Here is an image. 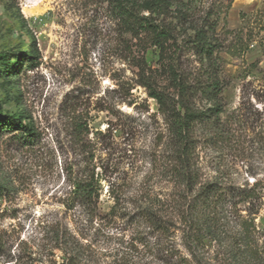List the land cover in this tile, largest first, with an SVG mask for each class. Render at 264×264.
I'll list each match as a JSON object with an SVG mask.
<instances>
[{
  "label": "rangeland",
  "instance_id": "rangeland-1",
  "mask_svg": "<svg viewBox=\"0 0 264 264\" xmlns=\"http://www.w3.org/2000/svg\"><path fill=\"white\" fill-rule=\"evenodd\" d=\"M217 32L222 111L193 127L186 187L140 82L147 59L151 81L171 86L155 49L120 34L103 0H0V117L25 128H0V264H247L255 250L264 258V0H232ZM181 55L194 84L204 68ZM191 100L214 105L199 92ZM92 174L94 206L75 191ZM206 185L218 200L198 216L189 207Z\"/></svg>",
  "mask_w": 264,
  "mask_h": 264
},
{
  "label": "trees",
  "instance_id": "trees-1",
  "mask_svg": "<svg viewBox=\"0 0 264 264\" xmlns=\"http://www.w3.org/2000/svg\"><path fill=\"white\" fill-rule=\"evenodd\" d=\"M111 20L122 35L129 36L135 43L145 44V48L156 51L155 64L161 73H165L170 87H158L146 75L147 59L140 65L141 84L146 87L147 94L152 97L162 114L171 138L176 146V159L179 161V177L186 187L190 180L189 159L193 142L192 130L196 123H202L217 116L222 111L220 96L225 87L219 69L221 57L218 55L219 43L218 22L230 7L232 0L225 5L203 4L199 0H103ZM189 52L203 66V77L196 83L189 84L180 67L183 52ZM149 64V65H148ZM174 92L170 93L169 90ZM200 93L214 105L205 109L193 105L191 95ZM23 128L20 120L14 117H0V128ZM31 134V132L27 133ZM98 178L92 174V181L81 180L75 183V191L83 204L95 205L98 197ZM250 191L244 193L248 201ZM218 190L211 185L201 187L193 196L190 212L208 216L213 210L212 204L218 200L214 197ZM252 203V200L249 201ZM189 205V204H188ZM147 220L159 224L154 218L155 212L146 210ZM199 216V215H198ZM199 218V217H197ZM213 220V219H212ZM207 221V219H205ZM204 222V221H203ZM205 223V222H204ZM247 264H264V258L257 250Z\"/></svg>",
  "mask_w": 264,
  "mask_h": 264
}]
</instances>
